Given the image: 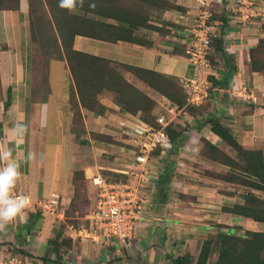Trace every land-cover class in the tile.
Listing matches in <instances>:
<instances>
[{"label": "trees", "instance_id": "1", "mask_svg": "<svg viewBox=\"0 0 264 264\" xmlns=\"http://www.w3.org/2000/svg\"><path fill=\"white\" fill-rule=\"evenodd\" d=\"M19 2L20 0H0V11H18ZM27 2L28 34L33 46L32 62L37 73V92L50 93L47 80L49 65L52 61H61L68 69L72 81L68 89V101L74 119L80 116L81 108L107 117L117 107L126 116L142 115L145 121H149L148 123L152 120L154 124L152 122L150 124L158 128L157 115L153 114L156 101L142 87L128 81L122 72L131 73L137 81L168 101L169 107L163 114H166L169 108H174L191 118L189 123L183 125L176 121L171 122L166 132L174 143V148L163 154L155 150L152 157H161L160 162L163 163L170 162L172 159L169 153L173 152L176 155L188 135L195 133L201 143L199 156L228 168V171L224 173L207 169L204 171L206 178L246 189L241 194L240 201L222 206V212L242 217L256 224H264V195L259 196L253 192L264 194L263 149L259 146L248 148L240 144L233 134L232 127L224 121L222 108L216 107L219 93L217 90L227 89L231 74L236 71L234 58L229 56L228 48L225 46V37L232 25L231 13L218 10L212 17V21L217 26V32L206 51L205 59L208 68L204 70L215 69L221 72V76L216 77L208 73L204 78L210 84L209 89L212 88L215 91L212 94L209 92V96L204 99L209 103L208 106L211 105V110H208L202 103L200 105L188 103L190 91L181 80L174 76L117 62L74 48L76 36L109 43L122 41L149 46L151 41L147 40L145 31L172 36L171 30L162 20V15L167 10L187 12L188 8L185 6L173 0H73L74 6L71 8L62 7L60 0H27ZM169 23L173 29L180 27L174 18L170 19ZM255 27L263 36L248 50V68L251 72L262 75L264 74V21ZM44 41L46 42L43 43ZM44 47L48 49L44 52L42 63H40V53L36 54V51ZM186 47H173L169 53L188 57ZM1 50H7V45L0 44ZM37 68L40 73L41 71L44 73L43 76H38ZM11 92L12 88L9 87L6 91L4 109H7L12 102ZM2 99L0 79V101ZM203 129H208L220 144L201 135ZM93 136L102 142L116 143L113 136L107 134L93 133ZM223 146L232 150L234 155H230ZM175 158L169 166L171 163H176ZM163 170L159 175L158 183L164 188L170 183L172 173L166 169ZM108 172L125 178V175ZM83 174L82 171L74 172V195L82 191H78L79 188L84 189L86 185L83 182ZM119 178L108 181H126L122 177ZM160 191L162 192L159 190L158 193ZM227 196L234 197L235 193L229 192ZM163 199L165 197L161 195L160 200ZM33 207L35 204L31 206L33 211L30 210L31 208L24 211L26 221L30 223L42 219L44 213L41 208L34 210ZM59 207L63 208L60 200ZM63 212L66 219L67 212L65 209ZM24 226L28 229L30 227L27 223H24ZM6 227H11V224L9 223ZM63 227L64 225L61 224L56 234L46 240L45 253L41 257L44 264L48 262L67 264L62 261V258L74 242L72 238L63 236ZM214 228L219 230L213 235L207 234V237L201 241L195 258L193 254L186 252L175 257L172 264H264V231L244 230L242 233H233L229 227L222 224H217ZM11 243L9 250L13 251L15 242L11 240ZM26 251L20 248L18 254H21L22 259L32 257V254H29L31 252ZM213 255L215 258L211 263ZM119 260L120 258H109L105 264H118Z\"/></svg>", "mask_w": 264, "mask_h": 264}, {"label": "crops", "instance_id": "2", "mask_svg": "<svg viewBox=\"0 0 264 264\" xmlns=\"http://www.w3.org/2000/svg\"><path fill=\"white\" fill-rule=\"evenodd\" d=\"M176 3L185 6L188 10L196 7V2L190 4L187 2L180 3L176 0ZM171 11L173 10H167L162 15V20L166 22V26L170 25V19L173 20L169 13ZM26 12L27 2L25 0H20L18 11H0V44L7 45V50L0 51V79L3 95V99L0 101V153L11 151V158L17 164L19 170V176L16 182H18L21 192L29 194L35 200H40L38 199L39 195L44 197L56 193L60 196L63 209H65L74 196L75 185L73 184V176L75 171H82L84 173L83 182L86 185L84 189L81 187L78 191L82 190L80 192H86L87 195L96 194V188L92 185L91 178L96 175L103 176L101 170L126 175V172H128L127 168H122L120 166L125 165L130 168V162L126 160L127 149L124 146L126 142L129 144V141L120 134L121 132L117 123L120 119H124L127 116L121 113L117 107H115L114 112L107 117H102L94 112L81 108L80 116L74 119L68 101V89L72 81L68 69L61 61H52L49 65V76L47 80L50 93H42V91L37 92L36 87L38 79L35 66L32 62L33 46L29 41ZM14 14H16L15 18L17 20H15ZM21 17H25L26 36L24 41L21 38L24 31H20L19 29L17 34H14L9 27H14L17 24L20 28L19 22ZM231 21L232 25L225 37V46L228 48L229 56L234 58L236 71L231 74L227 91L232 81H244L240 79L241 72L248 73L247 79L251 80L255 90H257V88L262 89V75L251 72L248 68V50L256 44L257 40L262 37L263 34L260 33L253 24L241 23L235 19H231ZM252 23L254 22L252 21ZM145 32H147L145 34L147 40L151 41L149 46H141L122 41L109 43L76 36L74 48L117 62L148 68L159 73L171 75L179 80L193 78L204 80L208 73L216 75V77L221 76V72L211 68L197 71L194 65L189 62L188 57L179 54L171 55L169 52L173 47H186V44L181 42L179 36L174 34L168 36L167 34H159L155 31ZM16 37L20 40L18 51L13 50L10 44L11 40ZM105 43L108 44V46H105ZM11 51L13 54L10 57L8 53ZM122 73L128 81L137 84V86L145 90L151 91V89L144 86L143 83L137 81L131 73L126 71ZM53 79L56 80L58 84L62 85V90L64 92L62 99V108L64 110L62 115L64 118L63 121L60 118L57 122L60 128H62L60 129L61 132L58 137L59 143L57 141H51V137L48 139V137L46 138L44 135V130L48 127L51 118H58V115H61L54 100L56 98L52 88ZM9 87L12 88V102L7 109H4V101L7 96L6 91ZM19 94L23 96V99L22 102L20 101L18 104L17 100L19 99ZM148 95L153 97L150 93H148ZM236 103L241 104L242 102L229 96L227 102L220 101L217 98L216 107L222 108L225 118L224 121L232 127L233 134L237 141L248 148L257 146L262 147L264 155V109L255 107L254 105H246L244 103L238 105ZM50 106H53L54 109H51ZM18 124L24 125L23 132L19 135L15 130ZM63 129H67V131ZM93 133L113 136L116 143L102 142L94 138V136L91 137L90 134L93 135ZM201 135L216 144L220 143L208 129H203ZM188 136L197 139L196 136L191 134ZM49 143L52 148L53 146L56 148H63L62 144L66 143L64 144V148L68 150V159L67 165L64 166L65 169L61 170L62 174L60 173L57 179L58 153L56 154V165H53L50 173V175H52L49 182L50 191L49 193H44L42 189L45 182L44 176L42 175L44 174L42 168V154ZM182 147L183 146L180 148ZM93 150L95 154L99 151L110 153L114 156L113 162L107 166L103 164L99 166L97 161L93 160L94 157L90 156ZM131 152L132 151L129 152L128 150V153ZM120 156L123 158H120ZM95 159L98 160L97 158ZM6 162V160L0 159V167ZM170 162H161L159 168L155 167V171L158 173L152 172V177H150L142 187V194L145 193L144 190L148 182L152 181L151 179L156 180V177L159 178V175L164 171L163 169H166L173 175L174 171L180 170L179 172L181 173L186 170L187 167L190 168L188 165L185 166L186 162L184 161L176 160L175 164L171 163L169 166ZM207 162L209 165L213 166L210 161ZM180 166L185 167L181 170L182 167ZM192 169L194 170L193 167ZM35 172L36 175L34 174ZM186 172L192 173V175L195 173L192 171ZM89 173H91L90 176ZM154 174L155 176L153 177ZM183 179L185 181L186 178L183 177ZM210 181L209 183L193 186L194 188L191 187L193 192L190 190H188V192L183 191L181 194L190 196V199L187 197V199L181 200L175 198L171 194V191L176 187L175 184H177V182L184 185L183 182L180 183L179 181H175L172 177L170 183L164 188L158 183V179L156 181V186L154 185L155 182H150L152 185L151 189H149L150 193L147 196L148 200L145 199L147 206L150 207V216L146 215L145 218L148 220L145 219L144 222H142V219L137 223L134 240L131 241L127 247H122L117 243L114 244V242L109 244L101 239L94 238L92 235L91 237L80 239V241H82L80 244V250H82L80 264H105L111 256H116L111 259L120 258L118 264H172L173 260L178 255H182L186 252L193 254L189 247L197 244L198 241H202L203 236H206L210 232L208 229H211V226L206 223L208 227H205H207V229L203 227L205 230H202L201 228H197V223L193 222L194 220L190 219L198 217L205 222V220L209 218H206L204 215H206L208 211H212L201 207L195 210L196 208L194 207L212 202V195H219L217 193L219 185L216 184L218 187H215L212 181ZM206 187H209L207 191L203 190ZM200 188H202L201 194L197 192ZM159 190H162V192L160 191V193H158ZM161 195H163L165 199L160 200ZM194 197L196 200L192 199ZM230 197L234 200V197ZM196 212L202 215L196 216ZM232 217L235 219L238 216L232 215ZM240 218L244 219L242 217ZM25 221L26 220H23V218H17V220L10 223L13 230L14 226L16 227L14 230L15 234H17L19 229L23 228L22 223ZM202 225L203 224L200 226ZM6 231H8V227L5 228L4 233L1 235L7 236L8 234H5ZM5 236H3L2 240H6V238H4ZM40 239L42 238L40 237ZM2 240H0V243ZM21 241L22 240L17 239V242L20 243ZM92 241L96 242V245H100V249H102L103 252L99 250L92 255H88L86 245ZM31 242L35 243V239L34 241L24 242L23 247H25V249L30 247L29 244ZM84 249L86 251H84ZM82 259L85 260V263H83Z\"/></svg>", "mask_w": 264, "mask_h": 264}, {"label": "built area", "instance_id": "3", "mask_svg": "<svg viewBox=\"0 0 264 264\" xmlns=\"http://www.w3.org/2000/svg\"><path fill=\"white\" fill-rule=\"evenodd\" d=\"M218 10L231 13L232 19L245 23L250 19L264 17V0H196V7L187 12L171 11V17L180 26L171 30V34L179 36L181 42L186 44L188 60L197 71L207 69L205 56L212 37L216 36L215 23L212 21L214 13ZM230 17V18H231ZM190 91L188 103L200 105L209 96V82L198 78L181 80ZM232 87V88H231ZM256 91V90H255ZM255 91L248 88L242 81H232L228 92L231 97L246 102L248 105L262 106L264 109V89L256 95ZM258 92V91H256ZM181 111L169 108L166 114H157L158 128L145 121L140 115L127 116L118 121L120 134L124 135L132 145L133 160L130 163L132 172L125 182H112L101 175L91 178L92 185L96 188L94 209L86 215L89 228L74 230L80 238L101 239L111 244L112 242L122 247H127L132 241L137 228V223L146 216V202L142 197V187L152 177L151 162L155 150L165 153L174 148V143L166 132L167 126L177 119ZM129 172H126L128 175ZM11 195L27 201L24 211L37 204L55 218H64V209L59 207L60 196L52 193L45 201L33 200L29 194L12 189ZM70 230H73L70 227ZM0 264H30L19 256H3L0 251Z\"/></svg>", "mask_w": 264, "mask_h": 264}, {"label": "rangeland", "instance_id": "4", "mask_svg": "<svg viewBox=\"0 0 264 264\" xmlns=\"http://www.w3.org/2000/svg\"><path fill=\"white\" fill-rule=\"evenodd\" d=\"M25 1L27 2V0H25ZM173 1L176 2V0H173ZM177 1L180 2V3L181 2H187V3H190V4H194L196 0H177ZM19 4H20V2H19ZM27 5H28V2H27ZM46 11H48L47 7H46ZM15 16H16V14H14V18H15ZM15 20H17V19L15 18ZM217 21H218V19H217ZM252 21L254 23H252ZM262 21H264V17L263 18H259V19H250L249 21L245 22V24L249 23V24H253L254 26H256L258 23H260ZM19 23H20L19 24L20 28H19V26L17 24L14 27H12V26H9V27H10V30L13 31L14 34H17L19 29H20V31H24V33L22 34V37H21L22 40L24 41L25 36H26L25 35V17H21ZM214 31H215V33L217 32V26L216 25L214 27ZM12 41H14V42H12ZM242 41H243V39H242ZM45 42L46 41H44L43 43H45ZM244 42H245V40H244ZM19 43H20V40L17 37L13 38V40H11L10 44H11V47H13V50H17V51L19 50ZM29 45H30V43H29ZM105 46H108V44L105 43ZM109 46H112V45H109ZM47 49H48V47L47 48L44 47V48H40V49H38L36 51V54L40 53V61H41V59H43L44 52ZM8 54L11 57L13 52L11 51ZM7 62H8V60H7ZM40 63H42V61ZM37 71H38V76L39 77L44 75V73L42 71H41V73L39 72L38 68H37ZM247 76H248L247 72H241L240 79L244 80L242 82H244L247 85L248 88H251V89H253L255 91L254 85L252 84L251 80L247 79ZM262 78H263L262 79L263 80L262 89H264V74H262ZM52 88H53L54 96L56 98L54 100H55V102L57 104L56 106H58V109L61 112V115H58V118H56V117H52L51 118V120L49 121L48 127L44 130V135H45L46 138L48 137V139L51 137L52 138L51 141H53V142L57 141L58 142V137H59L60 132H61L60 129H62V128H60V126L58 125L57 122H58V120L60 118L63 121V118H64L63 115H62L63 112H64V110L62 108V101H63L62 99H63V93L64 92L62 90V85L58 84V82L56 80H54V79H53ZM262 89H258L257 88L256 91H258V92L255 91L257 96H258V94H260L259 92ZM143 90L145 92L150 93L151 95H153V98L156 101V106H155V108L153 110V114L157 115V114H160V113H164L166 111V109L169 107L168 101H166L162 96L154 94V93H152L149 90H145V89H143ZM209 92H210V94H212L215 91L212 90V88H211V89H209ZM217 92H219L218 93V99L220 101L227 102L228 96L231 97V95L227 91V89L226 90H224V89H220L219 90L218 89ZM18 97H19V99L17 101H18V104H19L20 101L22 102L23 96H21V94H19ZM231 98L236 99L234 97H231ZM236 100L242 102L241 104L244 103V104L248 105L246 102H243V101L238 100V99H236ZM207 104H209V103H207V101H205V100L202 101V105L206 106V109L211 110V105L208 106ZM236 104H238V103H236ZM255 107L262 108V106H255ZM50 108L54 109L53 106H50ZM177 114H178V116H177V119L175 120L176 122H179L180 124L183 125L184 123H189L191 121V118L190 117H186V115L183 114V112H180V113H177ZM141 117H142V115H141ZM151 122H152V124H154L152 120H151ZM63 130L67 131V129H63ZM191 135L196 136L195 133L194 134L192 133ZM90 136L93 137L92 134H90ZM60 144H62V143H60ZM64 144H66V143L62 144L63 148H56L55 146H53V148H52V146L49 143V145H47L46 150H44V152L42 154L43 155V157H42V161H43L42 168H43V173H44L42 175L44 176V179H45V182L43 184L42 189L44 190V193H49V191H50L49 182H50V178L52 176V175H50V173L52 171L53 165L56 163L55 162V158H56V154L57 153H58L57 179L59 178L60 173L62 174L61 170L65 169L64 166L67 165L68 150L66 148H64ZM184 144L185 145H182L183 146L182 148H179V151H178V153L176 155L173 152L169 153V156H170V158L172 160L176 156V158H175L176 160L184 161V162H186L185 166L188 165L190 167V168L187 167L186 170H184L181 173L179 172L180 170L174 171V173L172 175L173 180L179 181L180 183L181 182L184 183V185H183L182 183L179 184L177 182V184H175L176 187H174V189H173L174 191L173 190H172L173 192L171 191V194L175 198H177L179 200L187 199V197H189V199H190V196L181 194L183 191L184 192H188V190L192 191L191 187H193V186H196V185H199V184H202V183H209L210 179L206 178V176L204 175V171L205 170H207V169H212V170H216V171L219 170V172H222V173L228 171L227 167H224V166H222L220 164H216V163L213 164L211 162V164L213 166L209 165V163L207 161H205L203 158H201L199 156L198 152H200L201 143L198 141V139H193V137H191V136L189 137L188 136V138L185 140ZM218 144H220V143H218ZM124 146L127 149L126 150V153H127V159L126 160H128L131 163L132 160H133V154H132V152L128 153V150H129V152L132 151V149H133L132 145L130 143L127 144V142H126V144H124ZM223 148L230 155H234V152L232 150H230L228 147H224L223 146ZM90 156L94 157L93 160L97 161V164L99 166L102 165V164L104 166H107L108 164L112 163L113 160H114L113 159L114 156L111 155L108 152H100L99 151V152H97V154H95L94 150H93V152L90 153ZM171 156H173V157H171ZM95 158H97L98 160H96ZM120 158H123V157L120 156ZM160 160H161V157H156L151 162V164H152L151 170H152L153 173H158L157 171H155L156 170L155 167H157V168L160 167V163H161ZM185 166H180V167H182L181 170L184 169ZM120 167L127 168L128 172H129L128 175H125V178L123 176H121V175L111 174L110 172H108L106 170H103V171L101 170V172L104 175V177H106L108 180H115V178H117V177H118V179H120L119 177H122V178H124L126 180L129 179L130 174L132 172V169L126 167L125 165L124 166L121 165ZM192 167L194 168V170L192 169ZM186 171H192V172H195V173H194V175H192V173H187ZM34 174L36 175V172ZM90 175H91V173H89V176ZM154 176H155V174L153 175V177ZM183 177L186 178L185 181H184ZM157 179H158L157 177H156V180L151 179L153 181V183L155 182L154 183L155 186H156ZM207 180H209V181H207ZM152 181H150V182H152ZM211 181H212V184L215 187H218L216 184L219 185V188L217 190V193L219 195H217V194H214L215 196L212 195V200H211L212 202H207V203H205L203 205H200L198 207H194V208H196L195 210H198V208H200V207L208 209V210H212L210 212L208 211L206 213V215H204V216H206V218H209V219H206L205 222L202 221V219L200 220L198 217L190 219V220H194L193 222L197 223L196 224L197 228H201L202 230H205V228L207 229V227H208L207 224L210 225L211 229H208V231H210L208 233V235L209 234L213 235L219 230L218 228L217 229L214 228L215 226H217V224H222L224 226L229 227L230 228L229 230L231 232H233V233L234 232L235 233H237V232L238 233H242V232H244V230H262V231H264V224L257 225L256 223L254 224V223L245 221L244 219H241L240 217H237L238 219L237 218L234 219L232 217V215L225 214L221 210V207L224 206V205H231L233 202L240 201V196H241L242 193H244L246 191V189H244L243 187H239L238 185L237 186L236 185H227L226 183H222V182L221 183H215V182H218V181H214V180H211ZM150 182H148V185H146V188L144 190L145 193L142 194V197L144 199H147L148 198L147 196L150 193L149 189H151V185H152V183H150ZM18 185H19L18 182H16L14 187H13V190L16 191V192L20 191ZM208 188L206 187L203 190L207 191ZM183 189H187V190H183ZM201 191H202V188H200L199 191L197 190V192L199 194H201ZM229 192H232V193L234 192L235 193L234 200L231 199V197L227 196V194ZM253 192L255 194L259 195V196H263L264 195L261 192H257V191H253ZM46 197H48V196L42 197L41 195H39L38 199H40L42 201H45L47 199ZM95 198H96V194L95 193L92 194V195H87L86 192H79V193H77V194H75L73 196L71 202L65 208V212H67V215H68V216H66V219L63 218L61 220H58L57 218H55V216L53 214H50V213H47L46 211H44V213L42 215V219H38L37 221L35 220L32 223H30L29 221L28 222L27 221L24 222L25 224L26 223L29 224V226H30L29 229L26 228V226H24V223H22V226H24V227L22 229H19L17 231V234L14 233V230L16 228L15 226H14V230L11 227L8 228V231L5 232V234L6 233L8 234L7 236L1 235V234L4 233L5 229L0 230V240L3 239V236H5L4 238H6V240L4 239L0 243V251H3L4 257L6 259L8 255L9 256L10 255H14V256L16 255V256L21 257V254H18V252H19L20 248H23L24 250L30 251L31 253L28 252L29 254H32V257H27V258H23V259L28 260V262L30 264L31 263L32 264H44L43 261L41 260V257L45 253V249H46V245H47V243H45V242H46V240L48 238L54 236L56 234V230L60 228L61 224H63L64 225V227H63V236L72 238L74 243H73V246L69 249V251L66 250V253H64V255H63L62 261L63 262H67V264H80L81 263V260H80L81 257L80 256H82V254H81L82 250H80V244H81L82 241H80V238H78L73 231L74 230L76 231V230L82 229V228H86V229L89 228L88 220L86 219V215L88 213H90L94 209ZM193 199L196 200L195 197ZM144 202H146V200H144ZM185 203H187V202H185ZM33 208H34V210L36 208L39 209L37 204H35V207H33ZM146 208H147L146 215L150 216V207L147 206V204H146ZM30 210L33 211L32 208ZM25 214L26 213H24L23 220L24 219L26 220V215ZM195 215L199 216V215H202V214H199L198 212H196ZM145 219L146 218H144L142 220V222H144ZM146 220H148V219H146ZM201 224H203V225L200 226ZM205 226H207V227H205ZM70 227H72L73 230H70L71 229ZM203 227H205V228H203ZM18 233H19V235H18ZM32 235H34V236H32ZM16 236H17V238H16ZM40 237L42 239H40ZM206 237H207V235L203 236V239L206 238ZM17 239L18 240L20 239L22 241L19 243V242H17ZM34 239H35V243L31 242L29 244L30 247H27L26 249H25V247H23L24 242L26 243L27 241L28 242L34 241ZM11 240L13 242H15L14 245H13L14 246L13 247V251L9 250V248H11L10 245H12ZM133 240H134V237L132 238V241ZM95 243L96 242H94V241H92L91 243H87L86 249H87L88 255L89 254L92 255V254L98 252L99 250H100V252H103L102 249H100V245L98 246ZM200 245H201V241H198L197 244L191 245L189 247V249L192 250V252L194 254V258L198 254ZM84 251H86V250L84 249ZM114 257H116V256H114ZM114 257L111 256V258H114ZM214 258H215V255H213L211 257V263L213 262ZM82 261H83V263H85V260L82 259ZM48 264H56V263L48 262Z\"/></svg>", "mask_w": 264, "mask_h": 264}, {"label": "clouds", "instance_id": "5", "mask_svg": "<svg viewBox=\"0 0 264 264\" xmlns=\"http://www.w3.org/2000/svg\"><path fill=\"white\" fill-rule=\"evenodd\" d=\"M60 5L71 8L74 3L73 0H60ZM23 129L24 125L18 124L15 130L19 135L22 134ZM11 157V151L0 153V159L7 161L0 167V230L5 229L9 223L14 222L17 218L22 219L27 205V201L23 197L17 198L11 195L19 176L18 166Z\"/></svg>", "mask_w": 264, "mask_h": 264}]
</instances>
